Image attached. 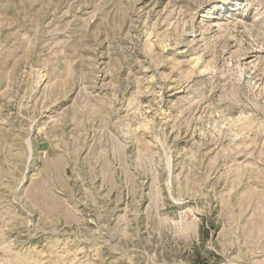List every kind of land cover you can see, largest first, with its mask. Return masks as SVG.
Returning <instances> with one entry per match:
<instances>
[{"label": "rangeland", "instance_id": "obj_1", "mask_svg": "<svg viewBox=\"0 0 264 264\" xmlns=\"http://www.w3.org/2000/svg\"><path fill=\"white\" fill-rule=\"evenodd\" d=\"M0 264H264V0H0Z\"/></svg>", "mask_w": 264, "mask_h": 264}]
</instances>
